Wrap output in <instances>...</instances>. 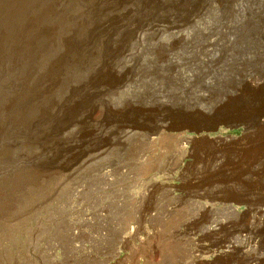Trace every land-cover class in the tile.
Wrapping results in <instances>:
<instances>
[{"label": "rangeland", "instance_id": "374dc122", "mask_svg": "<svg viewBox=\"0 0 264 264\" xmlns=\"http://www.w3.org/2000/svg\"><path fill=\"white\" fill-rule=\"evenodd\" d=\"M185 19L173 38L166 26ZM259 114L264 0H0V187L17 192L0 215V264H228L239 240L204 228L242 225L264 204ZM104 116L143 134L113 142ZM184 132L186 154L172 144ZM125 224L137 234L123 238Z\"/></svg>", "mask_w": 264, "mask_h": 264}, {"label": "bare ground", "instance_id": "6f19581e", "mask_svg": "<svg viewBox=\"0 0 264 264\" xmlns=\"http://www.w3.org/2000/svg\"><path fill=\"white\" fill-rule=\"evenodd\" d=\"M192 13V12H191ZM190 18V17H189ZM189 21V19H185L184 21H182L181 23H173V24H170L167 27V29L170 30V34H172L171 31H176V30H179V29H182L180 28L182 25H184L185 23H187ZM149 26V25H148ZM163 25L161 24H152L151 25V28L150 27H147L145 28V30H150V29H153L155 33H158L160 31V29L162 28ZM165 27V26H164ZM178 28V29H177ZM152 30V31H153ZM164 30V29H163ZM162 30V31H163ZM141 31V30H140ZM161 31V32H162ZM165 31V30H164ZM163 31V32H164ZM183 31V30H182ZM150 32V31H149ZM153 32V33H154ZM183 33V32H182ZM160 34V33H159ZM156 35V34H155ZM173 38L174 37H182L183 34H179L178 31H176V33H173ZM171 35V36H172ZM136 38H139L141 37L140 36V32H137L136 35H135ZM143 37V36H142ZM159 37V36H158ZM172 38V37H171ZM142 40V39H141ZM140 41V40H139ZM131 57V56H130ZM99 115L97 119H99V122L102 118V116L100 114H97ZM90 116V115H89ZM87 116V117H89ZM96 117V116H95ZM83 119V117H79L77 121H79L82 125L80 126V131H76L75 130V133L77 135V137L81 136V137H84L83 134L81 133H89V130L86 131L87 128H85V125L83 124V120H79V119ZM108 117L105 118V116L103 117V121H104V124L105 125H109V127L107 126V129L109 128L110 131H113L114 134V139H113V142H115L114 140L116 141H122V140H125L127 139L128 137L132 136V135H137V134H143L140 132V128L137 126V125H134L133 123L129 122V121H117V120H114L112 118H109L107 119ZM96 119V118H95ZM255 122H256V125H258L259 127H261V129H263V133H264V114L261 115H257L256 118H255ZM96 121V120H95ZM98 122V121H97ZM96 124V123H95ZM90 126V125H89ZM94 126V125H92ZM102 126V125H101ZM173 126V125H172ZM60 127V126H59ZM88 127V126H87ZM106 127V126H105ZM170 127V125H169ZM92 128V127H91ZM101 128V127H100ZM178 129H182V127L178 126L177 127ZM75 129V128H74ZM89 129V128H88ZM103 129V128H102ZM108 129V130H109ZM159 131L162 132V131H166V129H168V127L166 125H161L159 126ZM171 129V128H170ZM174 129V128H173ZM172 129V130H173ZM60 130V129H59ZM106 130V129H105ZM176 130V129H175ZM107 131V130H106ZM93 132V131H91ZM60 133V132H59ZM74 133V132H73ZM94 133V132H93ZM104 133V132H103ZM106 133V132H105ZM104 133V134H105ZM71 134V131L70 129H65L63 130L62 132V136L60 137L62 140V144L64 145V147L66 148H69L71 149L72 147V144L71 142L74 141V137H68V135ZM75 135V136H76ZM151 135H148V138L150 141H153L155 139V137H149ZM86 137V136H85ZM174 146H176V149H179L181 152H183L182 154H186V153H190V148L187 146L188 144H190L192 142V136L188 133H176L174 134ZM73 139V140H72ZM263 139H264V136H263ZM124 142V141H123ZM173 142V141H172ZM59 143V142H58ZM110 144V143H108ZM122 144V143H121ZM151 144V143H150ZM173 146V147H174ZM60 147V146H59ZM58 148V147H57ZM139 148V147H138ZM146 150V149H145ZM143 151V149H142ZM144 153V151H143ZM101 155V151H98V152H92V153H88L87 155H85V158H80L81 160L80 161H76V158L73 159V166H71L72 168H70V171L71 173H74L75 171H80V169H82L85 165H87L88 161H92L95 159V157H99ZM82 157V156H81ZM181 157V156H180ZM95 161V160H94ZM135 163V162H134ZM119 165V164H118ZM257 166V165H256ZM69 168V167H68ZM106 168V167H105ZM117 168V167H116ZM115 168V169H116ZM63 169V168H62ZM61 169V170H62ZM112 169V168H111ZM114 169V168H113ZM104 170V168H103ZM106 170V169H105ZM119 170V169H118ZM46 171V170H45ZM28 172V171H27ZM47 172V171H46ZM105 172V171H104ZM120 172H122V170H120ZM49 173V172H47ZM113 174V171L111 172ZM110 173V174H111ZM50 174V173H49ZM110 174L108 173V171H106L104 175V177L106 178H109ZM114 174H115V171H114ZM101 175V174H100ZM18 176V175H17ZM103 177V176H102ZM249 177L246 176L245 178L247 179ZM21 180V177H19ZM42 178V177H40ZM15 179V178H14ZM25 179V178H24ZM22 179V180H24ZM104 179V178H103ZM110 179V178H109ZM11 180V179H10ZM21 180V181H22ZM6 181V180H5ZM28 181V180H27ZM40 181V180H39ZM15 182V181H14ZM17 182V181H16ZM24 182V181H22ZM116 182V181H115ZM41 183V182H40ZM16 184V183H15ZM15 184H13L12 186H4V187H0V215L2 212H6L7 209H10V205L13 204L14 202H16L17 200H13L14 198H16V194L17 192H14L15 190ZM42 185V183H41ZM146 186V185H145ZM18 187V186H17ZM148 188V186H147ZM146 189V187L144 188ZM148 190V189H147ZM123 192V191H122ZM147 192V191H146ZM72 193V192H71ZM140 193V192H139ZM45 194V193H44ZM52 194V192H51ZM50 194V195H51ZM74 194L75 195H79L80 194V190L78 188H74ZM119 194V193H118ZM73 195V193H72ZM81 195V194H80ZM41 196V195H40ZM44 196V195H43ZM74 196V195H73ZM47 196H45V198H42V199H46ZM80 198V196H79ZM19 200V198H18ZM78 200V199H76ZM48 201V200H47ZM119 201V200H118ZM39 202V201H38ZM41 202V201H40ZM72 203V202H71ZM80 203V202H79ZM39 204V203H38ZM199 204V202L197 203ZM40 205V204H39ZM38 205V207H39ZM219 207L222 208V207H225L226 210L230 211V212H234L233 208L231 207V205L229 204V202H224V201H220L219 202ZM37 206V205H36ZM9 207V208H8ZM68 207V206H67ZM70 211L73 210V205H70ZM78 207V205L76 206ZM258 207V206H257ZM12 208V207H11ZM94 208V207H93ZM14 209V207H13ZM99 209V207H98ZM213 209L212 206H208L207 204H200V207L198 208V211H204V210H209L211 211ZM224 209V208H223ZM12 211V209H10ZM9 210V212H10ZM103 210V209H102ZM69 211V210H68ZM67 211V212H68ZM82 211V210H81ZM80 211V212H81ZM87 211V210H86ZM92 211V210H91ZM89 211V212H91ZM97 211V210H96ZM8 212V211H7ZM24 212V211H23ZM66 212V211H65ZM83 212V211H82ZM168 212V211H167ZM166 212V213H167ZM170 213V212H168ZM203 213V212H202ZM9 214V213H8ZM76 214V213H75ZM96 214V213H94ZM200 214V213H199ZM19 215V214H18ZM69 215V214H68ZM81 215V213H80ZM97 217H93L91 216L90 214H85V217L83 218L84 222L86 221H95V219L99 220L101 217H102V213H98L96 214ZM95 215V216H96ZM21 216V215H20ZM25 216V215H24ZM82 216V215H81ZM105 216V215H104ZM19 217V216H18ZM63 217V216H62ZM70 217V216H69ZM137 217V216H136ZM2 218V217H1ZM76 218V217H75ZM4 219V218H3ZM74 219V218H73ZM77 219H79L77 217ZM82 219V218H81ZM129 219V218H128ZM68 220V219H67ZM75 220V219H74ZM199 220L198 219V216H195V217H192V218H187V219H179V220H172L169 222V225H170V229L172 231V233L174 234L175 231H177L178 227L180 226H185L186 228H189L191 227L192 225H194V223ZM4 223H5V220H3ZM70 221V220H68ZM67 221V222H68ZM101 222L103 221V219L101 218L100 220ZM137 221V220H136ZM2 222V221H1ZM0 222V223H1ZM73 222V221H72ZM135 222V221H133ZM74 223V222H73ZM81 223V222H80ZM197 223V222H196ZM2 224V223H1ZM79 224V223H78ZM85 224V223H84ZM210 225H206L207 227H205L204 229L208 232H212V233H216L217 231H219L221 228H224L225 226L228 227V231L231 236H234L237 240H239V243L237 241V243L234 244L233 242V248L235 249V258H232L228 264H264V204H262L260 207L254 209V212L253 214L251 215V219L248 220L247 222L245 223H242V225H236L233 221H230L229 219H217V218H212L211 222L209 223ZM82 225V223L80 224ZM134 225V224H133ZM139 225V224H138ZM200 225V224H198ZM10 226V225H9ZM83 226V225H82ZM3 225H0V228H2ZM116 227V226H115ZM139 227V226H138ZM137 227V228H138ZM81 228V227H80ZM124 228V227H123ZM125 228H126V224H125ZM124 228V230H125ZM137 228L136 227H133L132 229H128V227L126 228V232H125V235H123V238H131L133 236H135V234H137ZM194 228V227H193ZM75 227L72 228L71 232L73 235H76L77 231H74ZM122 229V228H121ZM76 230V229H75ZM123 230V229H122ZM179 230V229H178ZM224 231V229H222ZM161 231V230H160ZM166 231V230H165ZM190 231V230H189ZM188 231V232H189ZM81 232V231H80ZM123 232V231H122ZM194 232V231H193ZM121 233V232H120ZM177 233V232H176ZM181 233V232H180ZM179 233V234H180ZM80 234V233H78ZM153 234V233H152ZM155 234V233H154ZM157 234V233H156ZM178 234V235H179ZM227 234V233H226ZM71 235V234H70ZM72 235V236H73ZM87 235V234H86ZM121 235V234H120ZM148 235V233L146 234ZM159 235V234H158ZM162 235V234H161ZM164 235V234H163ZM150 236V235H149ZM228 236V235H227ZM165 237V236H163ZM170 237V236H169ZM231 238V237H230ZM147 239V238H146ZM233 239V238H232ZM73 240V239H72ZM148 241V240H146ZM232 241V240H231ZM143 245V244H142ZM145 245V244H144ZM143 245V246H144ZM230 246V245H229ZM76 247V246H75ZM155 249V248H154ZM230 249V248H229ZM233 250V249H232ZM226 253V252H225ZM196 254V253H195ZM224 254V253H223ZM192 256V255H191ZM234 256V255H233ZM199 257L198 256H195L193 254V260L191 263L189 264H198L199 263ZM188 263V262H187ZM186 263V264H187Z\"/></svg>", "mask_w": 264, "mask_h": 264}]
</instances>
